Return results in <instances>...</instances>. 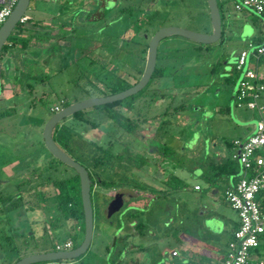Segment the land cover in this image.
<instances>
[{"label":"rangeland","instance_id":"1","mask_svg":"<svg viewBox=\"0 0 264 264\" xmlns=\"http://www.w3.org/2000/svg\"><path fill=\"white\" fill-rule=\"evenodd\" d=\"M216 2L220 38L209 44L178 35L160 39L155 65L162 66L161 77L151 78L132 99L123 98L112 108L93 106L83 109L84 120L68 116L59 121L70 132L67 145L59 147L92 179L97 176L133 185L134 158L155 159L154 154L148 157L139 153L140 140L161 155L158 169L173 170L179 177L181 173L176 172L192 170L195 163L210 160L216 149H223L234 163L231 141L244 139L252 124L264 119V92L259 112L235 105L239 72L233 70V55L240 48L250 52L247 43L252 41L240 44L234 40V30L242 23L239 14L226 0ZM25 14L27 19L19 34L27 38L26 48L35 51L24 53L26 48L20 49L19 42L2 54L0 51V195H11L14 205H9L15 206L16 214L22 207L21 214L27 211L34 220L30 224L35 235L27 237L29 223L14 218L15 213L8 212L0 200V264H11L41 246L54 249L66 237L74 246L81 236L71 227V220L63 218L52 205L55 190L48 179L65 178L74 171L43 146L42 128L53 114L51 109L107 95L110 86L121 78L129 83L137 80L144 64L143 49L160 27L176 26L199 33L211 30L205 0H30ZM252 14L259 20L260 16ZM254 61L247 56L245 68H252ZM256 61L264 78V59ZM165 107L166 115L160 116ZM114 110L122 127L107 116ZM142 116L146 118L143 121ZM136 118L139 128L127 133L124 125ZM160 119L167 122L155 130ZM89 122L97 126L90 127ZM108 142L113 153L121 155L106 165H94V158L102 154L101 148ZM163 146L170 149L164 156L157 151ZM123 147L133 150L137 157H129L130 151H123ZM147 168L151 172L155 166ZM183 180L182 187L170 192L169 202L156 197L141 207L137 199L128 198L109 218L103 214L101 190L95 194L90 190L92 237L86 250L70 260L35 264H117L122 255H118L121 245L115 228L128 225L123 233H129L133 227L127 222L138 217L145 221L138 264H209L225 250L237 222L236 213L222 191L217 192L215 201H200L188 189L194 180L187 176ZM74 201L79 207V184ZM52 213L57 222L48 225L46 220ZM130 235L127 244L134 243L135 235ZM181 241H188V249L180 246ZM173 247L178 251L175 259L170 255ZM133 255L128 251L122 259L129 262ZM256 255H264V249L258 248ZM183 257L186 259L179 261Z\"/></svg>","mask_w":264,"mask_h":264},{"label":"built area","instance_id":"2","mask_svg":"<svg viewBox=\"0 0 264 264\" xmlns=\"http://www.w3.org/2000/svg\"><path fill=\"white\" fill-rule=\"evenodd\" d=\"M16 0H2L0 3V25L13 8ZM231 10H250L255 15L264 16V0H226ZM27 19L25 13L19 23ZM247 49L241 48L235 57L233 68L241 72L237 80L234 101L238 107L262 109L259 100L264 92V83L258 80L253 69L244 68L247 56L253 60L264 59V40L258 43L248 42ZM59 108L55 106L53 112ZM231 158L239 165L240 173L235 182L223 190V198L234 210L237 225L231 231L226 251L218 264H247L255 262L264 264V257H256L253 249L262 241L264 235V211L260 209L259 200L264 194V119L254 123L251 134L240 140L231 141ZM195 189L198 186H194ZM70 241L54 245V250L69 249ZM175 255L176 251H171Z\"/></svg>","mask_w":264,"mask_h":264},{"label":"crops","instance_id":"3","mask_svg":"<svg viewBox=\"0 0 264 264\" xmlns=\"http://www.w3.org/2000/svg\"><path fill=\"white\" fill-rule=\"evenodd\" d=\"M235 12L239 14L238 19H240L242 21V23L238 28H235V30H234V40H237L240 44L243 43L244 41H247V40H249V41L251 40L254 43H258V42L263 41L264 40V23L262 22L261 19L264 20V16H260V18H259L260 21H259V20H257L258 18H255L254 15L252 14V12L249 10H240V11H235ZM28 49L29 48H26V50H23V52L24 53L27 52V54H28V52L35 51V50L32 51V50H28ZM239 50L234 52L233 61L235 60L236 54ZM253 63H254V65L250 69H253L255 71L257 77H258V80L264 83V78H263L262 74L260 73L261 71L259 72V70H258V68L260 67L258 65V61H256V62L254 61ZM244 68H245V64H244ZM246 68H248V67H246ZM240 77H241V72H239L237 80ZM160 120H162V119H160ZM163 120H165V119H163ZM159 122L160 121H158L157 125L155 126V130H158L159 126H161V124ZM139 126H140V124L138 123L136 128H139ZM136 128H135V130H136ZM253 129H254V123L252 124L251 130L249 131L248 135L253 132ZM140 141L142 144L141 145L142 148L139 150V153H144L143 155L148 156V157L150 155L152 156L154 154L155 159L153 158L154 160L152 159V161H151V159L145 158L147 160L146 163L135 165V167H134V171H135V179H134L135 182H134V184H135V186L132 187L131 185H126V184L120 185L117 187H109V188H104V187H101L97 184H94L92 186L91 190L93 191L94 194L99 189L102 192V197L104 200L103 204H105L103 214L107 218H109L112 215H114L115 213H117L120 210L123 202L125 200H127L128 198H134L135 200L137 199L138 200L137 203L139 205H141V207H145L146 204L148 205L149 200H152L156 197H163V199L165 201L169 202L170 201L169 200L170 192L173 191L170 187H172L175 184L174 181L169 179L171 176L177 177L181 182L184 181L183 179H185L186 176L193 179L194 181H193V183L188 185V189L191 190L193 192L194 197L198 198L199 200L200 199L201 200L202 199L203 200L211 199V200L215 201L218 191L223 192V190L225 188L231 186L234 183L232 176H226L223 173L214 174L212 176L213 172L211 170H209V166H211L212 164H219L221 161H223L226 158L225 152L221 148L214 150V153L212 154L210 160H205V162L203 164H199V165H196V163H195V165L193 166V169H192L193 171L192 170H187V171L181 170L179 172H176V173H181V177H179V176H176L175 173L172 172L173 170H168V172H167L162 167H161V169H158L160 167V165L158 164V161H159V158H161L160 157L161 155H158V152L154 153L152 151L151 145L144 144L142 140H140ZM227 147H228V145H227ZM125 148L126 147L122 148L123 151L126 150V151L133 152V150L125 149ZM157 151H158V149H157ZM155 162H157V163H155ZM151 164H153L155 166V169L157 168V170H155L153 168V169H151V172H150L149 168H147V167ZM185 172H187V173L185 174ZM196 185L198 186L197 189L194 188V186H196ZM263 196L264 195H262L260 199H262ZM203 203L205 204V202H203ZM6 205L8 206V208H7L8 212L12 211L15 213L14 218L15 217H19L21 219L24 218V221L26 223H29V225H26V228H27L26 230L28 232L26 231L27 233L25 235H27V237H34L35 231L32 229L31 224H30L31 221L33 222L34 220L30 219L27 216V211L25 213L26 216L21 214V213H23V207H22V209H19V210H21L20 214H16V212H15L16 208H14L15 206L8 205V204H6ZM27 210H31V208L30 209L28 208ZM140 214H142V211ZM144 222H145L144 219H142L141 217H138L137 221L129 220L127 223L132 225L133 228L131 229V231L129 233L127 232L125 234L123 233L124 228L128 227V225H123V224L119 225L118 224L117 227L115 228L119 231L118 232V234H119L118 240H119L120 245H121L120 248L118 249V255H119V257H120V255H122V257H120V259H118L117 264H138L139 259L137 258V254L141 255L140 251L142 250V248L139 244V241H140L141 237L145 236V232H144L145 228L142 227V225L145 224ZM233 222H235V221H233ZM236 224H237V222H235L234 227L236 226ZM71 227L76 229L75 231L77 233L81 232L80 239H79L78 243L74 246L72 245V241L68 237H66L64 239V241L69 240L70 241V248H73V247H76L81 242L82 237H83V230L80 227V223L78 221H75V220H71ZM21 229H20V231H21ZM219 230L220 229H217V232ZM148 231H147V233H148ZM129 234H131L130 236L135 235L133 244L132 243L127 244ZM91 237H92V235H91ZM123 240H124V242H123ZM90 241H91V238H90ZM89 244H90V242H89ZM180 246L188 249L189 243H188V241H181ZM226 247H227V242H226ZM47 250H53V249H47V248H43L41 246L39 248H36L35 251L30 252V253L43 252V251H47ZM128 251L129 252L131 251L132 254H134L133 259L129 260V262H124V259H122V258L126 257V254ZM171 251H176L175 255L170 254L171 258L175 259V257L178 256V251L176 250L175 247H173L170 250V253H171ZM225 251H226V248L222 254L218 255L215 259H213L214 261L212 260L209 264H218V262L223 257ZM30 253H28V254H30ZM123 253L125 254V256L123 255ZM25 254L26 253H24V255ZM185 254H187V253L185 252ZM18 258H20V257H17L16 259H14L11 264H13ZM185 259H186V257H183V258H180L179 261H183ZM46 263H53V262H46Z\"/></svg>","mask_w":264,"mask_h":264},{"label":"water","instance_id":"4","mask_svg":"<svg viewBox=\"0 0 264 264\" xmlns=\"http://www.w3.org/2000/svg\"><path fill=\"white\" fill-rule=\"evenodd\" d=\"M1 2L2 0H0V3ZM28 2L29 0H16L10 13L0 25V49L7 39L9 33L18 22L19 18L25 13ZM205 3L208 9L209 23L211 27L209 33H199L185 30L176 26H163L156 29L149 37L145 50L142 71L138 79L133 84L112 94L85 98L69 103L66 106L54 111L53 114L45 121L42 128V142L44 148L54 159L73 169L78 177L79 196L83 220V237L81 242L76 247L26 254L18 258L13 264H35L46 261L70 260L79 256L86 250L92 235V208L89 191L91 180L88 176L87 170L81 164L65 154L62 149L54 142L52 138V129L61 119L72 115L76 111L121 100L139 91L150 78L155 65L157 43L160 39L171 35H178L199 44H209L216 41L220 36V14L217 3L216 0H205ZM47 219L48 220L46 221H48V225L51 224L50 215H48Z\"/></svg>","mask_w":264,"mask_h":264},{"label":"trees","instance_id":"5","mask_svg":"<svg viewBox=\"0 0 264 264\" xmlns=\"http://www.w3.org/2000/svg\"><path fill=\"white\" fill-rule=\"evenodd\" d=\"M217 7H218V4H217ZM218 10H219V7H218ZM23 29L24 28H23V24L22 23L17 22L15 24V26L13 27V29L9 33L7 39L5 40L3 45L1 46V49H0V51H2L1 54L3 52H6V51L12 49L17 44V42H19V48L20 49H25V47L27 45V38H25V37L22 38L20 36V34H19V33H21L23 31ZM15 32H17L19 34L18 37L14 36ZM221 36H222V29H221V23H220V36H219V38ZM146 46L147 45H145V47L143 49V52H145ZM233 70H234V68H233ZM162 75H163L162 67L154 65V68L152 70V73L150 75L149 80L151 78L161 77ZM149 80L147 81V83L149 82ZM133 83L126 82L125 80H123L121 78V79H119L118 82H116L115 84L110 86L108 94H112V93L118 92L120 90H123V89L129 87ZM142 88L140 90H142ZM139 91H137L136 93H134V94H132V95H130L128 97H125L124 99H128V98L132 99ZM121 100H117V101H113L111 103L101 104V105H97V106H99V107L108 106V107L112 108L113 106L117 105ZM67 104H69V103H64L63 106H66ZM63 106H61V107H63ZM179 107H181V106H179ZM167 111H168V108L165 107V109L160 114V116L165 115L167 113ZM82 113H83V110H79V111L74 112L70 116H72V118H74V119L84 120ZM107 116L112 118L113 120H115V122L118 123L117 126H121L122 127L120 119H118L119 113L116 110L111 111V112L110 111L107 112ZM140 119L145 120L146 118H145V116H142ZM135 120L136 121H134V120L133 121H127L126 124L124 125V129L126 130L127 133H130V132L134 131V129L137 127V125L139 123V120H137V118ZM159 121H160L159 123L161 125L166 122L165 120H159ZM89 125H90V127H96L97 126L93 122H89ZM52 138H53L54 142L58 146L63 148V147H65L67 145V142H68V140L70 138V132L66 128H64V126L59 124V122H58L57 124H55V126L52 129ZM227 145L229 146V143ZM110 147H111V142H108V144L106 145L105 148H101L102 154L100 156L94 158V160H93L94 165H98V164L106 165L107 161H109L112 157L117 158V157H119L121 155V153H115L114 154ZM158 151L161 152V154H163V156H164L166 153L170 152V149L168 147H166V146H163L162 149L160 148ZM131 156L137 157L136 154L134 155L132 152H130L129 153V157H131ZM134 159H135L134 160V165L142 164V163L144 164V163L147 162V160L145 158H143V157L142 158H138L139 160H136V158H134ZM59 163L61 164V162H59ZM49 167H51V165H49L48 167L46 166V170ZM209 170H211L213 172L212 176L214 174L223 173L226 176H232V178H233V180L235 182V180L237 179V177L239 175L240 167L235 161L233 163L229 158H225L219 164H212L211 166H209ZM88 176H89V178L91 180L89 191L92 189V186L94 184H97V185H99L101 187H104V188L117 187V186L123 185L122 183L117 182V180H113V179L103 180V179H100L97 176H94V179H92L90 177L89 173H88ZM169 179L175 182V184L172 187H170L172 190H177L178 188L183 186V183L177 177L171 176ZM48 180H49L50 185L55 190V193L53 194V196H54L53 198L54 199H53V204L52 205H54L56 210L63 216V218L67 217L65 219L75 220V221H78V222L80 221L79 222L80 223V227L83 230L81 204L79 203V207H77L76 204H75V201H74L75 191L77 189V193H78V184H79L78 183V177H77L76 173L73 172L72 175L67 176L65 178L48 179ZM131 186L133 187V186H135V184H133ZM0 200H2L4 203H6L8 205L9 204H13L14 205V203L11 201V195H5V196L0 195ZM259 206H260V209L262 211H264L263 198L259 200ZM29 208H31V207H29ZM56 222H57L56 215H54L53 213H52V215L50 214V223H51V225H55ZM230 237H231V234H230ZM260 247H262L264 249V235H263V243H260L256 248L253 249V252H254L255 255L257 254L258 248H260ZM256 257H259V256L256 255ZM261 257H264V255H261ZM247 264H256V263L255 262H249Z\"/></svg>","mask_w":264,"mask_h":264},{"label":"flooded vegetation","instance_id":"6","mask_svg":"<svg viewBox=\"0 0 264 264\" xmlns=\"http://www.w3.org/2000/svg\"><path fill=\"white\" fill-rule=\"evenodd\" d=\"M92 15V14H91Z\"/></svg>","mask_w":264,"mask_h":264}]
</instances>
